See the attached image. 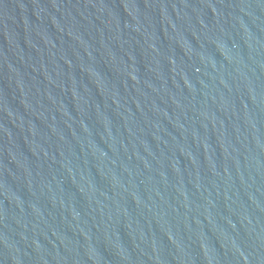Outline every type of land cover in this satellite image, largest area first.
<instances>
[{"label": "water", "instance_id": "water-1", "mask_svg": "<svg viewBox=\"0 0 264 264\" xmlns=\"http://www.w3.org/2000/svg\"><path fill=\"white\" fill-rule=\"evenodd\" d=\"M0 264H264V0H0Z\"/></svg>", "mask_w": 264, "mask_h": 264}]
</instances>
